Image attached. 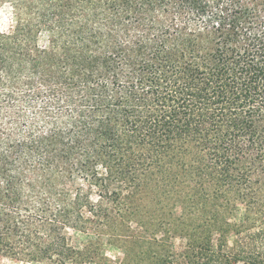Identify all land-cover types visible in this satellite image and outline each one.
Segmentation results:
<instances>
[{
    "label": "trees",
    "instance_id": "trees-1",
    "mask_svg": "<svg viewBox=\"0 0 264 264\" xmlns=\"http://www.w3.org/2000/svg\"><path fill=\"white\" fill-rule=\"evenodd\" d=\"M7 3L28 15L0 32V106L14 111L0 119V260L110 264L105 233L138 186L170 206L145 234L178 235L171 223L185 201L221 222L197 230L185 264H231L213 251L214 232L234 234L242 264H264V0ZM170 4L173 19L186 12L184 28L156 18ZM43 33L52 49L41 47ZM22 104L57 118L24 123ZM32 168L45 173L30 177ZM239 205L242 221L229 222ZM71 231L96 236V248L75 246ZM147 258L128 256L155 264Z\"/></svg>",
    "mask_w": 264,
    "mask_h": 264
},
{
    "label": "rangeland",
    "instance_id": "rangeland-1",
    "mask_svg": "<svg viewBox=\"0 0 264 264\" xmlns=\"http://www.w3.org/2000/svg\"><path fill=\"white\" fill-rule=\"evenodd\" d=\"M98 1V0H93ZM95 3V2H94ZM173 8L171 4L169 7L164 10L163 8H158L155 16L162 23L175 24L179 28L185 27V17L186 12H181L176 19H173ZM104 24L106 27H110V12L105 9L104 12ZM28 11L26 8H18L16 5L7 3L0 7V32H6L10 29H13L18 23L24 21ZM140 26H142L140 24ZM139 26V27H140ZM189 29H195L196 24L192 22L188 26ZM132 32L131 29L125 28L124 33L129 34ZM110 45H113V40L110 39ZM41 47L52 49L53 42L48 34H44L40 39ZM39 71L45 72L46 68L44 65H39ZM8 106V107H7ZM11 105H1L0 106V119L3 117L13 121L12 117L14 111L10 108ZM20 110L15 111V113L20 114V112H27L24 123L30 122L31 119H36L38 122V127L43 120L49 122L56 119V114L50 112L45 114L42 111H39L37 107H30L26 105H21ZM38 116L39 118H35ZM4 118V119H5ZM37 124V123H36ZM13 125V124H12ZM11 125V128H12ZM15 127V126H14ZM6 129L5 123L0 120V131L4 132ZM13 130V128H12ZM32 130L24 127L22 132H31ZM47 170V169H46ZM28 173H31L30 177H42L45 173V169L39 170L32 168ZM47 177L49 179L53 178V173L48 171ZM40 191L45 197L48 191L44 188H40ZM54 192L62 193V190L53 188ZM35 192H28L26 194L27 200L32 201L34 198ZM151 195L147 192L146 188L132 186L127 188L124 194L120 199V203L117 206V220L114 222L111 228H108L104 239V251L106 258L109 260L110 264H136V261L130 262L128 256L136 255L140 259L148 260V255H154L153 259L155 264H169V262L174 264H185L188 256H192L189 249V243L192 238L198 235L200 227H211L212 229H217L221 222L216 223L214 219L206 217L203 214V209L195 206L191 201H185L182 204V208L178 209L179 214L173 218L171 223V231L178 233V235L172 237L165 241L164 234L161 233L158 236L153 237L152 234H145L143 228L145 229L147 225L151 224L152 228L160 226L165 220L164 213H167L170 206L168 203L163 200L159 203H156L152 200ZM96 197H94L95 199ZM62 198L59 200L61 201ZM208 211L220 213L222 209L214 204H208ZM244 214V206L239 205V211L235 213V216L228 217L229 222L231 223H240L242 221V216ZM87 217H90V214L87 213ZM134 223L131 224V221ZM126 225H131L132 230L125 228ZM178 230L184 232H176ZM198 230V231H197ZM196 231V232H195ZM186 232V233H185ZM72 237V242L75 246L81 247L83 245H89L91 249L96 248V242L98 238L91 235L89 238L81 234L74 232H69ZM236 240L233 233H229L226 237H221L219 232H214L211 238V246L215 254L225 255V257H230L231 264H242V262L236 259V252L234 249V241ZM151 249V250H150ZM0 264H31L24 261H16L8 258H2ZM145 264V263H138Z\"/></svg>",
    "mask_w": 264,
    "mask_h": 264
}]
</instances>
